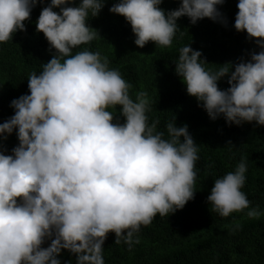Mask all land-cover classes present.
Here are the masks:
<instances>
[{
    "label": "clouds",
    "instance_id": "obj_1",
    "mask_svg": "<svg viewBox=\"0 0 264 264\" xmlns=\"http://www.w3.org/2000/svg\"><path fill=\"white\" fill-rule=\"evenodd\" d=\"M38 2L43 0H0V43L26 31L24 21ZM105 2L68 6L70 0H51L36 21L55 54L39 74L29 75L30 94L13 99L14 115L0 123V140L15 129L19 141L12 154L0 151V264H60L61 249L74 254L76 264H104L109 232L116 244L130 246L142 225L194 198L199 156L188 126H176L174 118L165 136L158 120L149 123L146 91L133 100L132 85L99 51L73 54L97 38L86 21ZM224 2L181 0L177 9L165 11L162 0H119L109 11L131 25L140 48L150 41L167 48L178 18L187 16L193 24L217 20V5ZM237 8L235 29L255 38L261 51L210 71L201 52L187 45L179 49L175 72L213 120L222 114L229 124L264 125V0H238ZM225 76L229 87L221 90L218 81ZM117 106L122 123L109 111ZM246 171L242 158L234 172L215 179L207 197L212 211L228 217L248 209L249 218H259L241 191ZM45 238L51 243L42 248Z\"/></svg>",
    "mask_w": 264,
    "mask_h": 264
},
{
    "label": "trees",
    "instance_id": "obj_2",
    "mask_svg": "<svg viewBox=\"0 0 264 264\" xmlns=\"http://www.w3.org/2000/svg\"><path fill=\"white\" fill-rule=\"evenodd\" d=\"M117 2L106 0L98 16L89 14L86 23L99 34L89 44L74 49L73 54L87 49L107 57L109 68L117 69L132 85L133 100L137 92L148 93L151 110L147 116L149 123L159 121L158 131H165L167 136L165 126L174 118L176 126H188L199 159L195 164L194 198L182 209L163 217L157 214L148 226L142 225L130 246L123 240L116 244L115 233L109 232L103 244L104 264H264V125L255 121L229 124L222 114L213 120L201 103L187 94L174 63L179 49L187 45L201 52V58L207 61L201 63L210 71L226 62L235 65L248 61L252 52L261 51L255 38L250 39L246 31L238 32L234 27L238 0L217 5L221 13L217 20L205 17L193 24L187 16L178 18L176 35L167 48L151 41L143 48L137 46L131 25L123 16L109 11ZM50 3L51 0L38 2L30 19L24 21L26 31L17 30L12 40L0 43V123L14 115L10 106L13 99L30 94L29 75L39 74L42 65L55 54L44 34L36 31L41 10ZM79 3L80 0H70L68 6ZM180 3L181 0H162L159 7L169 11ZM53 10L59 12L60 8ZM227 80L225 76L218 81L221 90L229 87ZM119 108L109 111L122 123L125 118L119 115ZM16 131L0 140L4 154H12L19 144ZM242 158L247 171L241 191L250 201V208L261 213L257 219L246 215L248 209L221 217L207 201L215 179L234 172ZM50 243L51 239L45 238L41 247ZM57 259L60 264H76V256L67 249H61Z\"/></svg>",
    "mask_w": 264,
    "mask_h": 264
}]
</instances>
